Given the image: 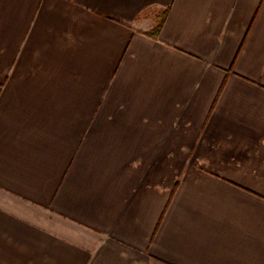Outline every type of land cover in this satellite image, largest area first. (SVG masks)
Instances as JSON below:
<instances>
[{
  "label": "crops",
  "instance_id": "obj_1",
  "mask_svg": "<svg viewBox=\"0 0 264 264\" xmlns=\"http://www.w3.org/2000/svg\"><path fill=\"white\" fill-rule=\"evenodd\" d=\"M0 264H264V0H0Z\"/></svg>",
  "mask_w": 264,
  "mask_h": 264
},
{
  "label": "trees",
  "instance_id": "obj_2",
  "mask_svg": "<svg viewBox=\"0 0 264 264\" xmlns=\"http://www.w3.org/2000/svg\"><path fill=\"white\" fill-rule=\"evenodd\" d=\"M168 14V10H165L160 16L157 17L158 20V24L156 26V28L151 32V33H147V35H150L152 37H157L163 27L164 21L167 17Z\"/></svg>",
  "mask_w": 264,
  "mask_h": 264
}]
</instances>
